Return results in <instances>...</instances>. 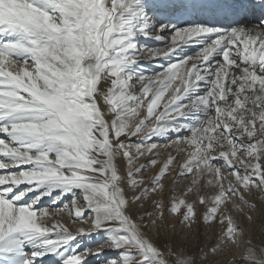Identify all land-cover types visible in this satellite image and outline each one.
Masks as SVG:
<instances>
[{"label":"snow or ice","instance_id":"obj_1","mask_svg":"<svg viewBox=\"0 0 264 264\" xmlns=\"http://www.w3.org/2000/svg\"><path fill=\"white\" fill-rule=\"evenodd\" d=\"M257 193L264 0H0V264H220ZM166 210L215 240L153 234Z\"/></svg>","mask_w":264,"mask_h":264},{"label":"rangeland","instance_id":"obj_2","mask_svg":"<svg viewBox=\"0 0 264 264\" xmlns=\"http://www.w3.org/2000/svg\"><path fill=\"white\" fill-rule=\"evenodd\" d=\"M166 34V33H165ZM155 43V42H154ZM158 43V42H157ZM152 44L153 47H166V45H160V44ZM195 52V51H194ZM193 55V54H191ZM157 63H162L160 61H153L148 62V58L145 57V66L149 68L150 71L152 70H159L156 67ZM168 151L165 150L163 156L161 159L164 158V156H167ZM143 162V161H142ZM179 168L177 167L175 172L172 174H169L163 181L164 183V193H163V199L165 202V209H167L168 206V200L169 197L173 194L179 196L182 193H186L187 189L190 187V181L192 179L191 176L186 178H179L176 173H178ZM150 174V173H149ZM178 180V182H176ZM159 198V197H157ZM185 198L189 201L195 200L197 198V192L193 190L190 194H187ZM152 197H149V201L146 203L144 209H140V212H143L145 210H152V204H151ZM255 202L257 203V211L252 213V221L249 222L246 217L240 216L239 217V223L243 226L244 231L246 233L245 236L240 237L242 243L239 248H237L235 245H229V249L231 251L221 253L219 256L220 264H236V260L240 257L241 253L243 252V249L246 247V244L244 241L251 238L253 240V243L259 245L262 240H264V195H261L257 193L255 195ZM199 207V206H198ZM203 210L202 208L200 209ZM245 211H248L245 209ZM233 216H237L238 214L233 211ZM65 220L71 225V221L68 219L67 216H65ZM180 220L179 216H171L168 214L167 210L165 211V216L162 221H158L157 228H154L152 230L153 234H155L157 231L159 232L160 236H165L166 234L171 236L176 241H184L187 244H189L190 247L193 249L196 248L198 244H207L211 241L215 240L218 228L215 226L208 230L205 225L202 223L195 224L191 229H186L184 225L180 224L178 221ZM82 244L84 247H90L92 249H95L99 245L95 242H90L85 238L82 241ZM235 257V259H234ZM88 264H101L102 258L101 257H87Z\"/></svg>","mask_w":264,"mask_h":264},{"label":"bare ground","instance_id":"obj_3","mask_svg":"<svg viewBox=\"0 0 264 264\" xmlns=\"http://www.w3.org/2000/svg\"><path fill=\"white\" fill-rule=\"evenodd\" d=\"M166 36L168 35V33H166L165 34ZM155 43H157V42H155ZM154 42L152 43V44H155ZM157 44H160V43H157ZM192 51H196V49L195 48H191V49H185V52L187 53V54H189L190 52H192ZM160 62H162V61H160Z\"/></svg>","mask_w":264,"mask_h":264}]
</instances>
